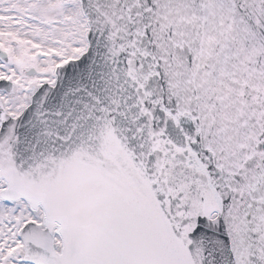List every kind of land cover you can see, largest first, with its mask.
I'll list each match as a JSON object with an SVG mask.
<instances>
[{
  "label": "snow or ice",
  "instance_id": "snow-or-ice-1",
  "mask_svg": "<svg viewBox=\"0 0 264 264\" xmlns=\"http://www.w3.org/2000/svg\"><path fill=\"white\" fill-rule=\"evenodd\" d=\"M0 264H264V0H0Z\"/></svg>",
  "mask_w": 264,
  "mask_h": 264
}]
</instances>
